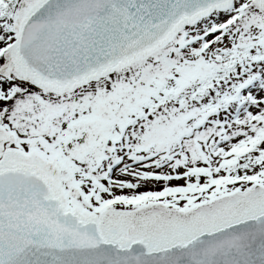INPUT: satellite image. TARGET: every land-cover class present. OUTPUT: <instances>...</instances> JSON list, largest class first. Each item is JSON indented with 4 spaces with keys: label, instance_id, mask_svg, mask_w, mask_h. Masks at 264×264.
<instances>
[{
    "label": "snow or ice",
    "instance_id": "6c2138e0",
    "mask_svg": "<svg viewBox=\"0 0 264 264\" xmlns=\"http://www.w3.org/2000/svg\"><path fill=\"white\" fill-rule=\"evenodd\" d=\"M0 264H264V0H0Z\"/></svg>",
    "mask_w": 264,
    "mask_h": 264
}]
</instances>
